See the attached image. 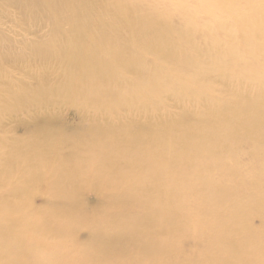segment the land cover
<instances>
[{"label":"bare ground","instance_id":"bare-ground-1","mask_svg":"<svg viewBox=\"0 0 264 264\" xmlns=\"http://www.w3.org/2000/svg\"><path fill=\"white\" fill-rule=\"evenodd\" d=\"M16 1L27 10V15H24L26 20L28 18L29 22L34 24L44 21L49 31L44 38L23 41L21 48L15 52V59L20 60L26 55L25 53H29L34 59L56 60L65 75H68V79H66L67 84H56L54 87L67 98L78 101L92 98L89 100H95L96 108L100 110L116 102L118 96L114 94L115 90L109 87L113 83L105 82L104 92L94 95L96 92L93 85H88L90 81L86 78L93 77V80H97L100 72L106 71L110 58L118 63L117 51L125 52V59L131 62L139 59L140 56L146 58L143 56L146 52L171 58L174 63L173 68L162 67L165 64L161 60L159 63L154 62L155 66H146L145 76H140L143 79L139 84L143 87L157 86L154 91L157 97H162L166 89H171L175 93L179 90L184 91L189 97L185 98L187 101L211 102V98H214L213 94L228 97L223 102L214 103L213 110L203 106V111L200 112L203 119L198 120V125L212 126L210 118L207 117L212 115L218 122L216 128L212 126L214 130L202 129L197 132L191 130L192 127H180L176 117L147 126L144 140L148 144L149 141L155 143L170 137L174 129L176 133L188 137V141L181 143L184 150L181 158L160 162L161 160L156 157L162 154L159 151L154 153L156 155L148 156V163L142 167L129 165L123 172L113 171L115 182L112 186L117 187V182L129 177L130 180L137 182L138 188L148 193V199L142 204L141 213L134 204H131L125 213L132 220L130 223L133 233H137L135 223L143 222V226H150L152 213L156 210L164 214L173 213L176 217L172 222L171 233L157 232L153 239L143 245L141 238H135L130 252H126L127 254L122 252L121 258L115 264H164V261L176 264L175 254L183 251L184 241L187 239L194 240L199 245L195 251L197 264H264V188L253 196L245 193L252 186L264 187V93L259 92L264 87V15L251 19L252 15L258 14L256 12L264 8V0H160L162 3L154 13L145 12L144 5L139 6L138 12L134 11L128 2L116 0L119 13L113 17L116 21L115 26L126 25L127 31L134 35L127 40L110 26L112 22L107 11L112 3L106 4L103 0ZM66 3L68 9L61 11ZM90 14L95 15L92 30L84 25ZM166 15H171L174 19L178 16L188 23L184 29L172 31L173 35L186 34L182 41L183 54L186 55L183 58L165 53L163 49L157 47L156 39H144L139 34L141 29H138L146 25L145 23L154 22L152 24L155 27L156 37L165 36L166 33L162 34L159 31L163 23L162 16ZM58 32L60 36L55 37L54 34ZM198 35H202L203 39L200 49L194 46ZM120 37L124 40L122 44L117 41ZM206 38L209 40L206 41ZM9 39L0 32V56L4 59L10 58L9 52L2 48ZM165 41L167 42V38ZM167 44L169 45L168 42ZM184 45L190 51H185ZM211 47L214 49V56L199 61L205 55L203 51ZM168 48L170 49V45ZM59 59L62 63L58 61ZM122 62L116 64L120 72L138 73L131 64ZM238 62L246 66L242 68L246 71V75H250L252 81L249 85H241L243 88H240L241 86L235 88V92L233 89L230 93H215L201 83L207 70L205 67L214 69L213 67L219 66L220 63L223 66L219 68H224L231 77L242 74L239 68H234ZM192 76H194L193 84H189L192 82ZM81 81L87 86H82ZM124 82L129 83L126 80ZM12 88L13 90L2 94L0 98L16 100L27 95V92L19 89L18 86L12 85ZM134 89L136 90L131 94L137 100L148 98L146 92L139 91L136 87ZM122 99L125 100L126 95L122 96ZM257 102H261L260 107L253 104ZM218 109L221 113L219 116L215 114V110ZM106 129L108 134L118 131L108 126L103 130ZM134 131L133 125L127 129L128 133ZM102 133L106 132L102 131ZM228 136L246 137L250 141L249 144L241 147L238 141L228 156L223 158L221 151ZM98 139L95 137L92 145L100 143ZM243 139L241 138L242 141ZM27 143L29 147L33 145L32 141ZM140 144L138 141L132 143L129 150L138 149ZM71 148L75 147L71 146ZM236 148H241L243 155L256 159V162L240 159ZM31 153L35 154V151ZM4 160L5 165L10 167L15 162L11 155H7ZM103 167H99L94 160L88 161V158L81 164L80 170L63 165L60 171L65 170L55 172L52 182L44 181L45 190L57 185L62 196H68L64 200L69 201L75 209L76 202L80 199L82 201V196L76 187L77 181L85 180L89 185L92 181L90 178L96 176L92 173ZM37 169L38 171L32 172V176L48 178L44 176L47 169L44 163ZM5 173L11 175L10 172L5 171ZM29 180L30 177L26 175L9 183L11 194L27 200L29 195L26 183ZM33 187L37 189L38 185ZM130 191H126L125 194ZM49 194L52 196V192ZM250 199L252 201H249ZM14 210L9 207L0 209V231L11 230L12 222L8 219V215ZM43 214L52 216L49 209ZM25 216L28 223L30 213H26ZM120 216L117 215L114 223L124 224V219ZM255 216L261 219L258 226L252 223ZM103 220L105 221L106 218L103 217ZM228 231L235 233L237 231L242 234V238H236L234 234H228ZM70 232V227L59 230L60 235L57 237H60V243L64 244L69 240ZM28 235L29 233H25L26 239H23L22 236L12 232L11 241L14 243H9L4 248V259L11 252L15 257L23 259L24 264H63L59 258L64 250L60 247L61 254L56 253L55 250L59 249L61 244L55 247L49 246L55 249L41 254L38 251L40 244L37 238ZM143 235L145 239L151 236L145 231ZM145 256L148 259L142 260Z\"/></svg>","mask_w":264,"mask_h":264},{"label":"rangeland","instance_id":"rangeland-1","mask_svg":"<svg viewBox=\"0 0 264 264\" xmlns=\"http://www.w3.org/2000/svg\"><path fill=\"white\" fill-rule=\"evenodd\" d=\"M115 1L103 0L106 4H113L107 11L112 22L110 26H113L118 35L124 37L125 40L130 36L133 38V33L127 31L126 25L115 26L116 21L113 17L119 13V6ZM124 1L128 2L134 11L138 12L139 6L144 5L146 7L145 12L151 13H154L162 3L160 0ZM67 9L68 3L61 8V11ZM256 13L258 14L252 15L251 19H257L264 15V8ZM24 15H27V10L16 0H0V32L5 37L10 38L8 42H5V47H2L4 51L9 52L10 58L4 59L0 56V96L13 90L12 85L27 92V95L21 99L0 98V209L2 207L15 209L8 215V219L12 222L10 225L11 232L5 229L0 231V264H24L23 259L15 257L11 252L4 259V248L9 243H14L11 241L12 232L22 236L23 239H26L25 233H29L28 237L35 236L40 244L38 251L45 254L50 252L49 250L55 249L51 247L63 244L60 243L61 239L59 240L60 237L57 235H60L59 230H64L65 227H70L71 235H69L68 241L58 247L64 250V255L61 254V249H55L56 253L60 252L59 260L63 264H115L121 258L122 252H130L134 246L135 238H141L143 245L153 239L157 232L171 233L173 230L172 222L176 220V217L173 213L165 212L164 214L156 210L152 213L151 225L145 227L143 222L135 223L137 233H133L131 230L132 223H130L132 220L125 213L131 204L137 206L141 213L143 211L142 204L148 199V193L138 188L137 182L130 180L129 177L117 182V187L112 186L115 182L113 171L123 172L127 170L129 165L142 167L148 163V156L159 151L162 154L156 157L161 160L160 162L181 158L184 155L181 143L188 141V137L176 133L177 131L174 129L170 137L155 143L149 141L148 144L144 140V136L147 134V126L176 117L180 127H192L191 130L197 132L202 129L214 130L218 122L212 115L207 117L210 118L214 128L211 125L208 127L198 125V120L203 119L200 112L203 111V106L213 110L215 108L214 103L223 102L228 97L213 94L214 98H211V102L187 101L185 98L189 97L184 91L179 90L175 93L171 89H166L162 93V97H157L154 94L157 86L143 87L142 84H139V81L143 79L140 76H145L144 69L146 66H155L154 62L159 63L161 60L165 64L162 67L173 68L174 63L170 60L171 58L146 52L143 54L146 58L140 56L139 59L131 62L125 59V52L116 50L118 52L117 62L121 64L120 62L123 61V64H131V67L138 73L120 72L116 65L118 63H115V59L110 58L106 71L100 72L97 80H93V77L86 78L90 81L88 85H93L96 92L94 95L101 91L104 92L105 82L113 83L109 87L114 89V94L118 96L116 102L108 108L100 110L96 108L97 102L95 100H89L92 98L81 101L67 98L54 87L56 84H67L66 79H68V75H65L56 60L34 59L29 53H25L26 55L20 60L15 59V52L21 48L23 41L44 38L49 31L46 22L38 21L34 24L29 22L28 18L26 20ZM162 17L163 23L160 25L159 32L166 33L165 36L156 37L155 27L152 24L154 22L145 23L146 25L138 29H141L139 34L144 39H156L157 47L163 49L165 53L177 55L180 58L185 57L182 41L186 34L177 33L173 35L172 31L184 29L188 25L187 21L178 16L176 19L171 15ZM94 18L95 15L90 14L88 21L84 23L91 30L93 29ZM54 36L59 37L60 33H55ZM166 38L170 49L165 41ZM208 40L206 38V41ZM117 41L121 44L124 42L121 37ZM202 41V35H198L194 46L200 49ZM121 44L119 45L120 48ZM206 49L203 51L205 55L199 61L211 59L214 56L212 47ZM185 51L188 52L190 49L185 46ZM58 61L61 62V59ZM220 66L223 65L220 63L218 68L213 67L214 69L205 67L207 70H205L203 80H201L204 86L209 87L215 93H230L233 89L235 92V88L238 89L241 85L251 83L250 75H246V71L242 68L246 67L244 63L238 62L234 65V68H239L242 74L232 77L227 71H224V68H219ZM125 80L129 83L126 84ZM82 81L81 84H83ZM191 81L189 84H193L194 76H192ZM82 86H87V84ZM135 87L139 91L146 92L148 98L140 100L134 98L131 93L136 90ZM259 92L264 93V87ZM125 95L126 99L123 100L122 96L125 97ZM119 97L121 98L119 99ZM156 98L159 100L157 101ZM252 101L255 100L252 99ZM261 102L253 104L260 107L259 103ZM215 114L217 116L221 114L219 109L215 110ZM130 125H133L135 131L128 133L127 129ZM107 126L118 131L108 134V129L103 130ZM102 131L106 133H102ZM150 134L155 135V133ZM95 137L99 138L97 141L100 143L92 145V140ZM241 138H244L243 141ZM28 141H32L33 145L29 147ZM136 141L141 143L140 147L130 151L131 144ZM249 141L246 137L228 136L221 151L223 158L227 157L238 143H241V147L249 144ZM71 146L75 148H71ZM31 151H35V154ZM236 151L240 159L256 162V159L243 155L241 148H236ZM7 155L14 158L15 162L12 167L5 165L4 159ZM87 158L88 161H96L99 167H104L92 173L96 176L90 178L92 181L89 185L85 180L77 181L76 187L82 196V201L80 199L74 206L77 208L74 209L69 201L64 200L68 196H62L57 185H52L45 190L44 181L52 182L55 172L65 170L60 171L63 165H69L70 169L80 170L81 164ZM43 163L47 166L44 176L48 178L32 176V172L38 171L37 167L42 166ZM5 171L10 172L11 175ZM26 175L30 177L26 183L29 198L24 200L21 196L17 198L12 195L11 187L8 184ZM34 185H38V188L35 189ZM263 188L252 186L245 193L248 196H253L260 193ZM128 190L131 191L125 194ZM49 192H52V196ZM81 204L82 208H80ZM245 208L243 210L247 211ZM46 209H49L50 214H52L51 217L43 214ZM26 213H30L28 223H26ZM117 215H121L124 224L114 223ZM92 217L95 219L93 220ZM103 217L106 218L105 221ZM102 220L103 224L101 223ZM260 222L259 217H253L252 223L255 226H258ZM143 231L151 234V236L145 239ZM228 234L242 238V234L237 231L236 233L228 231ZM52 236L55 237L54 240ZM198 246L194 240H185L184 249L175 254L177 259L174 258V262L176 264H197L195 251ZM147 259L146 256L142 258V260ZM164 262V264H171L168 261Z\"/></svg>","mask_w":264,"mask_h":264}]
</instances>
